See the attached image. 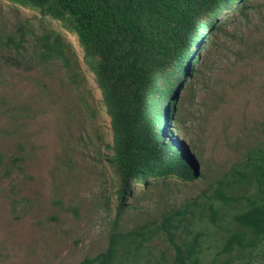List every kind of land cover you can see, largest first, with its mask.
<instances>
[{
    "label": "rangeland",
    "instance_id": "rangeland-1",
    "mask_svg": "<svg viewBox=\"0 0 264 264\" xmlns=\"http://www.w3.org/2000/svg\"><path fill=\"white\" fill-rule=\"evenodd\" d=\"M249 3V22L236 11L226 29L230 54L197 83L187 135L171 122L173 133L201 154V176L136 184L122 228L152 222L161 210L195 197L239 162L245 148L264 141V0ZM49 29L72 44L73 70L34 58L31 31ZM19 32L31 38L24 52L0 48V264H79L106 249L117 213L118 177L106 160L114 142L111 118L75 33L36 8L0 0V33L15 38ZM183 93L177 90L178 102ZM210 231L214 237L212 225ZM216 243L212 237L204 242L201 264H211ZM154 244L148 264H166L162 252L170 264L173 251ZM249 257L250 264H264V245Z\"/></svg>",
    "mask_w": 264,
    "mask_h": 264
},
{
    "label": "trees",
    "instance_id": "trees-1",
    "mask_svg": "<svg viewBox=\"0 0 264 264\" xmlns=\"http://www.w3.org/2000/svg\"><path fill=\"white\" fill-rule=\"evenodd\" d=\"M9 1L38 9L78 36L111 118L114 142L106 160L118 177L117 213L106 249L79 264H141L144 258L148 264L156 241L173 251L170 264H201L210 237L217 240L211 264H237L235 259L250 264L245 256L251 260L264 245V141L245 148L239 162L195 197L161 210L156 220L131 228H122L120 221L136 184L201 176V154L173 133L171 122L187 135L197 83L230 54L226 29L236 11L249 22L251 0ZM31 32L36 60L76 67L77 54L61 31ZM19 33L15 38L0 33V48L14 45L24 52L31 38ZM205 40L206 53L200 45ZM162 257L168 264L164 252Z\"/></svg>",
    "mask_w": 264,
    "mask_h": 264
}]
</instances>
